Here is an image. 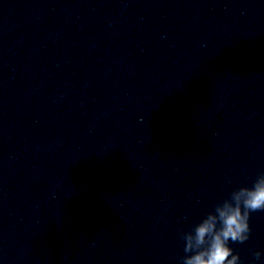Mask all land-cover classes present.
<instances>
[{
	"label": "water",
	"instance_id": "obj_1",
	"mask_svg": "<svg viewBox=\"0 0 264 264\" xmlns=\"http://www.w3.org/2000/svg\"><path fill=\"white\" fill-rule=\"evenodd\" d=\"M262 172L264 0H0V264H180Z\"/></svg>",
	"mask_w": 264,
	"mask_h": 264
},
{
	"label": "clouds",
	"instance_id": "obj_2",
	"mask_svg": "<svg viewBox=\"0 0 264 264\" xmlns=\"http://www.w3.org/2000/svg\"><path fill=\"white\" fill-rule=\"evenodd\" d=\"M260 211H264V172L250 187L233 190L190 231L181 233L185 255L180 264H244L230 244H243L250 239L251 214ZM262 257L264 253L253 252L250 264Z\"/></svg>",
	"mask_w": 264,
	"mask_h": 264
}]
</instances>
